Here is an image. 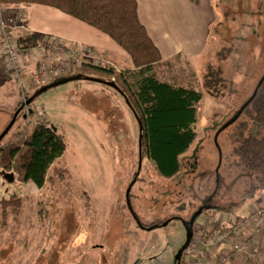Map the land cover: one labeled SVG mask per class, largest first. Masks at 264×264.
I'll return each mask as SVG.
<instances>
[{"label": "rangeland", "instance_id": "1", "mask_svg": "<svg viewBox=\"0 0 264 264\" xmlns=\"http://www.w3.org/2000/svg\"><path fill=\"white\" fill-rule=\"evenodd\" d=\"M223 2L217 4L221 19L211 23L205 54L195 62L200 67L199 73L196 70L197 76L193 74L191 78L190 75L185 78L188 86L202 91V99L193 125L196 137L180 158L182 169L178 174L163 177L150 159L138 156L139 131L132 114L114 87L100 82L77 79L48 88L35 99L34 115L29 117L31 111L24 107V115L8 129L4 139L12 131H19L27 120L33 119L54 126L63 135L66 146L60 161L69 169L70 176L54 179L38 188L31 180L23 182L11 168L0 167V198H26L23 212L30 213V208H33V212L45 214L40 223L44 228L50 225L57 229L59 239L64 242L71 239L65 234L76 233L75 264L88 262L87 256L82 253L84 247L94 248L100 243L107 247L106 253H102V257L95 259L93 264H174V257L185 242L183 220L190 227L194 214L200 208L204 209L195 216L197 218L192 225V250L202 235H210L204 232L203 227L212 223L208 222L207 213L212 206L236 210L242 201L249 199L246 191L254 180V174L247 169L239 151L240 133L245 132V127H249L252 133L259 132L260 128L246 112L219 133L218 145L214 142V135L215 128L233 116L264 73V5L258 16L259 12L255 10L251 15L233 14L224 9ZM251 9H254L253 2ZM243 17L250 19L255 28L243 30L250 34H245V38L241 35L234 44L232 36L234 32L240 34L242 31L237 28L242 27L238 22L241 23ZM255 19H258L256 23ZM70 43L74 48H83L80 47L76 57L80 63L68 69L69 73L75 72L82 63L92 64L94 59H98V66L114 68L90 47L78 42ZM40 57L39 53L31 58L25 57L28 75L38 70ZM60 57L52 51V60L45 72L47 76L41 74L38 82L32 84L33 89L25 93L26 98L27 94L63 74L58 73L57 68L62 60L68 61L69 57ZM184 69L181 68V71ZM129 75L135 74L129 72ZM176 75L173 77L175 80L179 78ZM208 76L215 80V89L212 90L218 97L210 96L202 88ZM158 77L173 81L169 77ZM13 82L12 90L21 101ZM101 90L108 93L123 116V125H117L115 134L105 130V122L96 118L85 106L87 94H98ZM16 104L0 108V136L11 121ZM100 104L106 106L104 100ZM110 106L108 102L107 108ZM97 110L103 117L104 108L99 105ZM32 197L38 199L37 204H30ZM128 205L145 225L167 221L159 227L141 228ZM174 216H180L182 221ZM175 243L176 246L173 245ZM65 244L68 243L59 246L63 248ZM209 254L205 264H209ZM195 260L194 251L184 252L178 264H194Z\"/></svg>", "mask_w": 264, "mask_h": 264}, {"label": "trees", "instance_id": "2", "mask_svg": "<svg viewBox=\"0 0 264 264\" xmlns=\"http://www.w3.org/2000/svg\"><path fill=\"white\" fill-rule=\"evenodd\" d=\"M0 2L4 5L35 3L56 7L107 34L129 55L136 68L132 72L136 76L135 80L129 81L112 67L82 63L75 72L60 74L33 93L27 94L26 99L29 102L26 107L31 111L29 117L34 115V101L42 93L41 89L44 86L50 88L61 83L62 80L67 82L77 79L112 86L122 96L137 124L138 156L150 159L154 168L163 177H172L180 172L182 169L180 158L196 137L193 125L197 119L202 91L190 87L173 86L155 77L152 65L160 61L162 55L138 18L137 0H0ZM18 43L22 47H35L46 42L36 34H24L18 36ZM214 85L215 80L208 76L204 79L202 88L210 96L218 97L212 90L215 89ZM86 97L87 99L84 100L88 110L96 118L105 122V130L115 134L117 125H123V116L108 93L101 90L98 94L90 93ZM103 100L106 106L100 104ZM85 101L80 102V105H83ZM108 102L111 106L107 108ZM99 105L105 110L101 114L103 117H100L97 110ZM24 107L21 101L17 102L11 113V119L13 118L14 121L9 129L19 117L24 115ZM246 112L253 117L260 128L259 132L252 133L249 127H245V132L240 133L239 143V151L245 159L246 167L254 174V180L247 189L246 195L254 197L264 189V78L255 96L235 121ZM221 125L217 126L215 131ZM8 131L0 138V167L11 168L19 179L31 180L38 188L46 182L70 176L69 169L59 159L66 146L63 135L53 126L30 119L19 131H12L9 137L4 139ZM48 170L50 171L47 174ZM21 204L22 199L18 197L0 199V208L3 212L16 211ZM128 207L141 228L159 227L167 221L145 225L133 208L130 205ZM211 208L216 211H231L229 207L212 206ZM173 218L182 220L180 216ZM196 218L191 221L189 227L190 239L193 235L192 225ZM203 230L212 234L217 230L224 232L226 228L212 222L206 223ZM180 258L181 253L177 252L174 264H178Z\"/></svg>", "mask_w": 264, "mask_h": 264}, {"label": "crops", "instance_id": "3", "mask_svg": "<svg viewBox=\"0 0 264 264\" xmlns=\"http://www.w3.org/2000/svg\"><path fill=\"white\" fill-rule=\"evenodd\" d=\"M221 1L137 0L138 18L162 55V59L152 65V71L159 81L198 90L188 86L185 83V78L189 75L191 78L193 74L197 76L195 71H198L200 67L198 62H195L200 59L202 54H205L211 23L221 19L217 5ZM223 1L224 9L232 11L233 14L241 12L251 15L253 14L252 10H255V12H259L258 16H260L264 5V0ZM252 2L254 9H251ZM5 8L4 16L8 20L12 17L13 9H20L24 12L25 27L12 30L14 36L36 34L48 41L82 43L90 47L103 61L112 64L114 69L122 73L129 81L135 80V75L127 76L129 72L132 73L136 69L129 55L107 34L98 31L84 21L66 14L56 7L43 4H11L6 5ZM257 21L258 19H255V23ZM238 25L242 27H238L237 30L241 28L242 31L240 34L233 33L234 44L241 38V35L245 38V34L249 32H244L245 29L255 28L250 19H244V17L241 23L238 22ZM181 68L185 69L181 71ZM123 70L126 72H122ZM173 74L179 78L175 80ZM158 76L169 77L173 81L160 79ZM130 77L134 79L130 80ZM12 88V80L9 78L5 62L0 59V108H9L18 102L17 95L14 94ZM119 96L122 97L120 94ZM61 157L62 155L59 159ZM8 198L13 197L0 199ZM18 198L22 199V204L16 211L3 212L0 208V264H75L73 260H75L76 252L74 242L76 233L65 234V236L71 237L68 242L59 239L60 232L57 229L51 228L50 225L44 228L40 223L45 214L33 212V208H30V213L23 212V205L27 200L22 196ZM248 198L242 201L236 210L231 208V211H216L214 209L207 211L208 222H216L226 228L224 232H230L231 238L237 236L235 229L238 227L239 239L247 244L246 251L242 254H233L230 250V242H222L210 252L209 264H264V214L259 219L255 213L257 209H264V189L258 195ZM29 201L30 204H37L38 199L32 197ZM181 223L185 229L186 240V226L183 221ZM63 243L68 244L61 248ZM173 245L176 246V243ZM106 248L101 243L94 248L84 247L85 251L82 253L88 259L85 264H93L95 259L101 258L102 253H106ZM222 255H229L226 263L219 261Z\"/></svg>", "mask_w": 264, "mask_h": 264}, {"label": "built area", "instance_id": "4", "mask_svg": "<svg viewBox=\"0 0 264 264\" xmlns=\"http://www.w3.org/2000/svg\"><path fill=\"white\" fill-rule=\"evenodd\" d=\"M6 5L0 2V59L5 62L6 68L9 72V77L14 81L17 86V90L20 93V99L22 101V106L26 107V95L25 93L33 87L35 82H38L40 77H45L47 74L45 73L48 67V63L51 58L52 51L57 52L62 57L66 55L69 57L68 61L62 60L59 64L57 70L63 73H67L68 69L72 66H75L80 63L78 60V50L83 48L81 46L74 48L72 43H64L60 41H48L45 40L46 43L39 44L33 48H22L18 43V37L14 36L12 30L23 29L25 27L23 14L24 12L20 9H13L11 12V19H6L4 16V11ZM47 46V47H46ZM81 47V48H80ZM35 53L41 54L39 58L38 70H34L32 74H27L26 66H25V57H33ZM83 54V52H81ZM60 57V58H61ZM60 60H58L59 62ZM56 62V61H55ZM54 62V63H55ZM53 63V64H54ZM57 64V63H55ZM92 64L98 66V59H94ZM54 66V65H53ZM53 69V67H52ZM50 69V70H52ZM42 74V76H41ZM62 74V73H60ZM59 74V75H60ZM39 114L43 115V112L39 111ZM256 215L259 216V219L264 214V209H257ZM235 233L237 236L231 238L230 232H220L215 231L210 235H202L198 245L194 246V249L191 250V240L187 244V246L183 249L182 253L194 251V255L196 256V262L194 264H205L206 256L214 250L219 244L222 242H230V250L233 254H242V252L246 251L247 244L245 241H241L239 239V229L238 227L235 229ZM234 233V234H235ZM203 258V260H202ZM229 259V255H222L220 260L222 263H226Z\"/></svg>", "mask_w": 264, "mask_h": 264}, {"label": "water", "instance_id": "5", "mask_svg": "<svg viewBox=\"0 0 264 264\" xmlns=\"http://www.w3.org/2000/svg\"><path fill=\"white\" fill-rule=\"evenodd\" d=\"M264 78V73L263 75L261 76V78L259 79V81L257 82L252 94L241 104V106L236 110V112L233 114V116H231L229 118L228 121H226L225 123H223L216 131L215 135H214V142L216 145H218L217 143V137L219 135V133L226 127L228 126L229 124L233 123L238 117L239 115L241 114V112L243 111V109L246 107V105L251 101V99L255 96L256 94V91L258 89V86L260 85L261 81L263 80ZM61 82H66L65 80H62ZM58 84V83H57ZM54 85V84H52ZM51 85V86H52ZM48 88V86H44L42 87V92L45 91L46 89ZM29 100L26 101V103H28ZM14 119L12 118L11 121L9 122V124L7 125L6 129L4 130V132L1 134L0 138L8 131L9 127L11 126V124L13 123ZM202 208H200L195 214L194 216L191 218V221L195 218V216L197 214H199L201 212ZM164 224V223H163ZM185 226H186V240L184 242V244L181 246L180 250L178 251V253H182L183 249L187 246V244L189 243L190 241V230H189V227L188 225L184 222ZM177 255V254H176Z\"/></svg>", "mask_w": 264, "mask_h": 264}]
</instances>
